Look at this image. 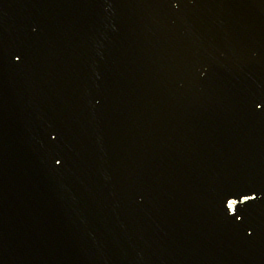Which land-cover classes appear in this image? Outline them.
Listing matches in <instances>:
<instances>
[{
	"label": "water",
	"instance_id": "obj_1",
	"mask_svg": "<svg viewBox=\"0 0 264 264\" xmlns=\"http://www.w3.org/2000/svg\"><path fill=\"white\" fill-rule=\"evenodd\" d=\"M0 264H264V0H0Z\"/></svg>",
	"mask_w": 264,
	"mask_h": 264
},
{
	"label": "snow or ice",
	"instance_id": "obj_2",
	"mask_svg": "<svg viewBox=\"0 0 264 264\" xmlns=\"http://www.w3.org/2000/svg\"><path fill=\"white\" fill-rule=\"evenodd\" d=\"M53 139H55V137H53ZM56 162H57V164H59V163H60V161H59V160H57ZM246 199H247V198H246ZM229 207H231V202H230V204H229Z\"/></svg>",
	"mask_w": 264,
	"mask_h": 264
}]
</instances>
